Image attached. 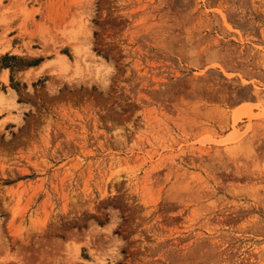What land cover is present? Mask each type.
Segmentation results:
<instances>
[{
    "label": "rangeland",
    "instance_id": "374dc122",
    "mask_svg": "<svg viewBox=\"0 0 264 264\" xmlns=\"http://www.w3.org/2000/svg\"><path fill=\"white\" fill-rule=\"evenodd\" d=\"M0 264H264V0H0Z\"/></svg>",
    "mask_w": 264,
    "mask_h": 264
},
{
    "label": "bare ground",
    "instance_id": "6f19581e",
    "mask_svg": "<svg viewBox=\"0 0 264 264\" xmlns=\"http://www.w3.org/2000/svg\"><path fill=\"white\" fill-rule=\"evenodd\" d=\"M116 178H118V177H116ZM116 178H115V179H116ZM117 180H118V179H117Z\"/></svg>",
    "mask_w": 264,
    "mask_h": 264
}]
</instances>
